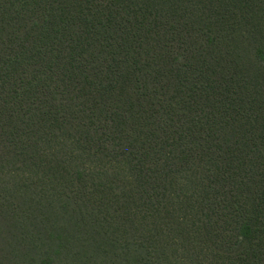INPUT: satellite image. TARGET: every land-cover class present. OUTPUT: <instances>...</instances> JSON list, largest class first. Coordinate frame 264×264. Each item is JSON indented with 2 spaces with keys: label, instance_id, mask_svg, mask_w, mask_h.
I'll use <instances>...</instances> for the list:
<instances>
[{
  "label": "trees",
  "instance_id": "obj_1",
  "mask_svg": "<svg viewBox=\"0 0 264 264\" xmlns=\"http://www.w3.org/2000/svg\"><path fill=\"white\" fill-rule=\"evenodd\" d=\"M0 264H264V0H0Z\"/></svg>",
  "mask_w": 264,
  "mask_h": 264
}]
</instances>
